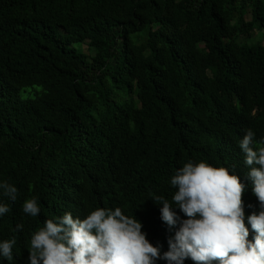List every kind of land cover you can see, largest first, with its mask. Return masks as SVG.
<instances>
[{"label": "trees", "instance_id": "1", "mask_svg": "<svg viewBox=\"0 0 264 264\" xmlns=\"http://www.w3.org/2000/svg\"><path fill=\"white\" fill-rule=\"evenodd\" d=\"M259 31L264 0H0V181L18 188L15 201L0 194V240L15 238L12 264L77 165L131 149L150 188L189 160L243 169L219 144L238 137L232 115L264 131ZM32 197L35 217L22 209Z\"/></svg>", "mask_w": 264, "mask_h": 264}, {"label": "clouds", "instance_id": "2", "mask_svg": "<svg viewBox=\"0 0 264 264\" xmlns=\"http://www.w3.org/2000/svg\"><path fill=\"white\" fill-rule=\"evenodd\" d=\"M228 129L239 136H224L219 147L226 145L228 156L241 153L239 162L247 169L258 211L246 213L243 193L247 185L234 167L189 160L171 177L176 191L168 199L160 195L159 179L151 180L150 189L144 165L128 163L136 153L126 149L84 164L70 179V208L45 220L31 235L29 254L17 264H157L158 260L184 264L186 259L195 264H264V139L233 115ZM124 171L125 188H119L115 180ZM148 193L172 232L166 251L162 243L148 238L143 222L126 209ZM0 194L15 201L18 188L0 181ZM177 207L180 212L174 210ZM22 209L33 217L41 212L36 197L25 199ZM9 210L0 200V217ZM15 244V238L0 240V264L5 258L12 264Z\"/></svg>", "mask_w": 264, "mask_h": 264}, {"label": "bare ground", "instance_id": "3", "mask_svg": "<svg viewBox=\"0 0 264 264\" xmlns=\"http://www.w3.org/2000/svg\"><path fill=\"white\" fill-rule=\"evenodd\" d=\"M257 136L264 139V131L256 132ZM239 136V134H238ZM84 166L77 165V167L81 168ZM243 166V165H242ZM76 167V168H77ZM73 168L72 174L76 175L78 170ZM247 169H239L237 173L240 175L242 181L247 185L244 193H243V200L245 202V211L247 214H250L253 210L258 211L259 210V201L257 200V197L252 192L251 187V180L246 174ZM66 185L63 189L58 190L55 195L52 197L51 202L49 203L50 208V215H45L46 217L38 216L37 218H34L29 222L28 225L31 226L33 233L38 230L40 227H43V224L41 220H46L49 218H56L58 216L63 215L65 212H67V209L70 208L69 205L73 203V199L70 193V182L66 181ZM162 187L163 192L160 195L165 196L168 199L172 198V195L176 191V188L173 187L170 183V181H163ZM151 189V188H150ZM152 194L148 193L147 195H143L142 199L134 201L128 208L130 214L132 216L136 215L142 222H143V229L147 232L148 238L153 243H162L163 244V250L168 249V236L172 234V232L169 230L167 224L161 219V213H160V206L150 197ZM145 203V205L140 206V204ZM248 205H252L253 207H249ZM177 212H180L179 208L174 209ZM183 215V213H180ZM44 216V215H43ZM247 223V221H246ZM252 236V232L250 230V238ZM4 264H7L5 260H3Z\"/></svg>", "mask_w": 264, "mask_h": 264}, {"label": "rangeland", "instance_id": "4", "mask_svg": "<svg viewBox=\"0 0 264 264\" xmlns=\"http://www.w3.org/2000/svg\"><path fill=\"white\" fill-rule=\"evenodd\" d=\"M251 41L253 42H259V43H262L264 45V33L263 31H259V33L256 34V36L254 38H251ZM83 49H85L89 54H93L94 51L87 47L86 45L83 47Z\"/></svg>", "mask_w": 264, "mask_h": 264}]
</instances>
